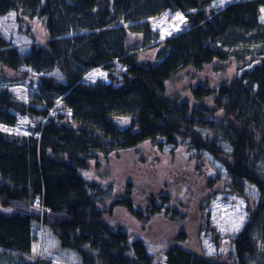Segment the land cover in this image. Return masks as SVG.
I'll return each mask as SVG.
<instances>
[{
	"label": "trees",
	"instance_id": "16d2710c",
	"mask_svg": "<svg viewBox=\"0 0 264 264\" xmlns=\"http://www.w3.org/2000/svg\"><path fill=\"white\" fill-rule=\"evenodd\" d=\"M263 8L264 0H0V18L14 12L20 30L27 28L23 24L27 20L41 21L48 35L45 43L36 42L30 54L21 58L0 33V64L4 69L33 83V75L21 68L47 73L56 66L65 78L61 82L36 74L39 94L30 104L17 101L11 92L0 88V123L15 126L18 119L14 113L48 119L36 132H41L40 137L34 136L35 132L15 135L0 130V264H49L35 258L34 229L39 226L52 229L60 247L78 253L82 264H213L179 245L167 247L163 258L157 259L152 246L161 243L132 238L105 208V183L87 176L96 175L101 166L99 155L93 151H101L106 157L112 143L117 151L154 141L163 155L166 146L176 150L189 138L188 148L198 147L199 151L227 158L223 162L235 193L244 194V180L259 186L264 195V184L258 181L262 173L264 176ZM167 10L186 13V30L165 43H153L162 49L155 64L145 56L141 61L140 51L145 50L150 37L154 38L143 20ZM27 30L29 36V26ZM85 32L86 36L82 35ZM255 52L261 62L251 71L215 89L202 91L198 86L192 90L199 109L178 104L166 94V84L180 72L196 75L215 61L223 64L237 58L243 62ZM126 66L129 70L123 73ZM96 68L116 69L123 85L113 88L118 79L110 75L111 84L100 81L85 86L83 73ZM5 76L0 73V80ZM208 96L214 99L215 109L205 104ZM58 99L74 113V127L62 115L49 116ZM218 111L225 114L224 119L215 118ZM112 114L132 119L131 129L120 130ZM201 128L208 129L207 137L200 133ZM214 140L228 145L230 154ZM173 180L169 173V181ZM152 182L158 186L137 190L138 199L143 201L157 192L165 196L159 190L163 182L159 178ZM166 187L170 195L160 200L161 205L153 199L147 213L162 215L165 209L166 213L178 214L174 203H180L185 190L194 189L190 184L178 188L169 183ZM122 200L116 204L125 206L139 224L149 221L134 211L127 198ZM261 201L264 203L263 197ZM206 205L199 206L203 215L198 228L210 224V215L204 212ZM180 207L190 211L188 205L180 203ZM183 219L172 217L175 222ZM260 223L264 240V220ZM243 232L237 244L242 243L243 235L250 244L246 241L237 247L235 264H253L258 249L251 244V228ZM243 245L247 248L242 249Z\"/></svg>",
	"mask_w": 264,
	"mask_h": 264
},
{
	"label": "rangeland",
	"instance_id": "374dc122",
	"mask_svg": "<svg viewBox=\"0 0 264 264\" xmlns=\"http://www.w3.org/2000/svg\"><path fill=\"white\" fill-rule=\"evenodd\" d=\"M187 20L186 13L180 11L171 12L169 10L162 12V14L157 17L143 20L142 23L149 24L155 39L152 37L148 39L149 44L143 48L147 50V52H145V50L140 51L142 55L139 54L138 57L141 61L145 56L146 58L149 57L148 60L155 64L158 61V54L162 52V49L154 47L153 43H165L166 40L184 32L186 30ZM260 22L261 25L264 26V8L262 9ZM23 24H27V28L29 26V36L26 35L28 30L26 32L27 28L25 26H22L20 30L17 16L14 12L0 18V33L4 35L5 40L10 42L18 50L21 58L30 54L32 45L36 42L43 44L48 38L47 31L41 21L33 22L27 20ZM82 35L86 36V32ZM132 54L131 52L129 53V55ZM258 55V52H255L253 56L245 58L243 62H239L237 58H232L230 61L223 64L215 61L210 65L204 66L203 71L196 75H186L185 72H180L172 81L166 84V94L170 98L177 99L178 104L187 103L193 110L199 109V103L194 101L195 99L192 95V90L194 88L200 86L203 89L202 91L209 88L215 89L219 85L239 78L244 71H251L261 62L260 59L256 58ZM261 59H264V56ZM242 66L243 68H240ZM21 70L23 72L29 71L33 75L35 79L33 83H31L30 80L24 82L19 74L4 69V66L0 64V73L6 75L5 78L0 80V88L7 89L13 94L16 100L21 103L30 104L36 100V96L39 94L38 83L36 81L37 75L40 76L45 74L61 82L65 81L61 70L56 66L53 71L47 73H36L29 67L21 68ZM88 73L89 72L83 73L81 79L85 86H93L100 81H105L107 84L106 81L110 75L118 79V82L113 85V88H119L123 85L121 74L114 68H112L111 71L101 69V71H93L90 75ZM205 104L212 105V109H215V101L213 98H210V96L206 97ZM64 106V102L58 99L55 105L56 109H51L49 111V116L52 117L55 114L62 115L66 122L73 125L75 123L74 113L71 109ZM36 107L38 109H44V106L36 105ZM106 112L108 113L111 111L107 109ZM14 114L18 119L16 125L10 126L0 123L1 131L15 135H31L34 132L36 133L40 127H44L48 121L47 118L19 115L18 113ZM114 116V114L111 116L113 121L118 118ZM214 116L221 120L225 118V114L220 111H218V113L216 112ZM74 126L75 125H73V127ZM67 127L69 126L67 125ZM199 130L201 131L200 133L203 134V137H207L208 129L201 128ZM34 136L40 137L41 132L34 134ZM185 143V146L176 150L172 145L166 146L163 155L157 152L158 149L154 141L151 143L145 142L134 149L117 151L114 150L115 144L112 143V146L108 149L110 152L106 154V157L101 151H93L95 154L99 155L101 166L98 171L100 172L99 174L104 176V179L102 180L99 177L98 171H96V175L87 177L89 180L102 184L105 183L103 186L106 188L105 195L108 197L105 208L113 212L114 220L126 227L132 238L141 240L144 243L150 240H156L161 243L159 246H152L153 249L155 248L153 256L155 255L157 259L163 258V255L167 251V247L179 245L184 246L183 249L203 261L213 264H232L236 260V247H240L241 244L246 242V236H243L240 245L235 244V248L232 244V251H225V248L229 242L234 241L241 233H244V229L249 225L251 221V211L253 210L252 205L255 206V202L259 204L261 201V188L256 184L245 182L242 185L244 190L243 197L238 196L236 193L232 194L229 187L228 168L223 162L227 158L223 155L216 157L212 153H209V151H199L198 147L188 148V143L190 144L189 138ZM214 143L221 146L222 150L230 154L231 148L224 142H216L214 140ZM150 155L161 157V161L157 166L149 165V163L151 164ZM219 159H221L222 162ZM198 164L205 165L209 173L213 172L216 175L218 173V177L219 175L221 177L220 180L214 182V184L210 186L211 191H213V194L216 193V195L207 200L208 203L204 208V212L205 214L211 215V221L209 222V226L201 229V231L200 228H198L199 223H195V220H182L179 222L176 221L175 223L162 215H151L147 213L146 208L149 203L146 200L147 198L143 201L137 198L138 207L133 208L134 211L137 209V211L142 213L145 217L150 218L149 221L144 224H139L138 220L134 218V214L129 212L125 206L122 207L116 204L117 201H123L122 199L128 198L129 195H133L136 189L140 190V185L147 188L152 183V180L156 179L154 177L156 169L153 167L158 168L160 171L171 169L173 173H176L177 169L183 168L188 170L187 167ZM262 174L258 181L264 184V176ZM164 178L165 175L162 180ZM159 181L161 180L159 179ZM128 189H130V191ZM131 199L133 201L132 196ZM40 216L42 218L43 214H40ZM262 219L264 220V214ZM34 233L36 235L35 242L37 244V246H35V258L46 260L49 264H82L78 253L70 249L63 250L60 247L56 235L49 227H36ZM251 233L253 240L251 244L253 243V246L258 249V254L252 259L254 260L253 264H256V261H259L260 264H264V244L261 240L263 228L260 222L257 227L251 230ZM247 244H250L249 239ZM219 249L223 251V253L221 252L220 254ZM246 256L248 257L247 254ZM212 258L215 260H210Z\"/></svg>",
	"mask_w": 264,
	"mask_h": 264
},
{
	"label": "flooded vegetation",
	"instance_id": "af4514ba",
	"mask_svg": "<svg viewBox=\"0 0 264 264\" xmlns=\"http://www.w3.org/2000/svg\"><path fill=\"white\" fill-rule=\"evenodd\" d=\"M125 68H127V69H124L125 71H122L123 73H127L128 70H129V68L127 66ZM97 70L101 71V68L92 69V70L89 71L88 74L90 75L93 71L96 72ZM106 82L107 83H109V82L111 83V80L108 79ZM157 152L161 154V151L159 149H158ZM149 158L151 160V164L149 163V165H154V166L156 165L157 166L158 163L157 164H153L152 163L153 157L151 155L149 156ZM153 168L156 169L154 177L155 178L156 177L159 178L161 180L160 182H163L162 178L165 175V178L163 179L165 181V183L163 182V184H161V187L159 189V190L162 191V193L165 192V196L170 195L169 189H168V187H166L167 184H169V183H171L172 185H176L178 188L187 187L188 184H190L194 188L192 192H190L188 189L185 190L184 191L185 196L181 197L179 199V201H178V202H180V203H182L184 205H188L190 207V211H187L185 208H181L180 207V203H174V206L178 207V212L179 213L178 214L166 213L165 212L166 210L164 209L162 211V216L166 217L169 220H172L171 218L173 216H177V217H180V218H184L183 221L195 220L196 221L195 223H199L201 221V219H202L201 217L203 215L199 211V206L203 205L204 203H208L207 200L215 197L216 193L213 194V191H211V189L209 188V185L212 186V184H214V182L220 180V178H221L220 175L218 177V173H217V175L215 174L214 176H212V173H209V170L203 164L189 166V167H187L188 170H185L183 168L177 169L176 173L174 172L175 174L173 173V171H171V169H165V170H161L160 171L156 167H153ZM169 173H172V175L174 174L173 175L174 176V180L173 181H169ZM228 175H229V187H230V190H231V192L233 194V193H235V191H234V189L232 187V184H231V178H230L229 169H228ZM241 182H242V185L245 183L244 180H242ZM155 185H157V184H153V182H152L149 185V188L154 187ZM192 187H190V188H192ZM128 190L130 191V189H128ZM137 190L138 189H136V191ZM140 190L145 191V189H144V187L142 185H140ZM160 194H161V192H157L156 196L150 195V196L146 197L147 198L146 199L147 202H149L147 204V209L151 208V202H152L153 199L159 205H161L160 200H163V198H165V196H162V194L161 195ZM131 196L133 197V201L131 199ZM238 196H240V195H238ZM137 197L138 196H136V192L134 191V194L133 195H129L128 198H127L133 204V208L138 207ZM240 197H243V194ZM262 197L264 198V195H262ZM193 204H195V205H193ZM255 206L252 205L253 210L251 211V221H250L249 225L246 227V230L250 229V228L252 230L253 228L256 227V223H259L262 220V216L264 214V203H263V201H260L259 204H256V202H255ZM166 207H168V205ZM135 211L137 212V209H135ZM134 218H135V216H134ZM209 221H211V215H210V220ZM257 221H259V222H257ZM172 222H175V221L172 220ZM206 227L207 226L203 227V225H202V227L200 228V231H201V229L206 228ZM243 236H245V235H243ZM236 239L234 241L228 243L227 247L225 248V251L226 250L227 251H232V249H233L232 248V244H233V246L235 248V244H237ZM245 240L248 241L247 238ZM261 240H262V242L264 244L263 238H261ZM246 248H247L246 245L242 246V249H246ZM236 249H237V247H236ZM248 249H250V247H248ZM221 252L223 253V251H220V249H219V253L220 254H221ZM237 253L238 252H236V255H237ZM236 259H237V256H236ZM235 263H236V260L232 264H235Z\"/></svg>",
	"mask_w": 264,
	"mask_h": 264
},
{
	"label": "water",
	"instance_id": "95a60500",
	"mask_svg": "<svg viewBox=\"0 0 264 264\" xmlns=\"http://www.w3.org/2000/svg\"><path fill=\"white\" fill-rule=\"evenodd\" d=\"M113 122L122 131H127V130L131 129V127H132V119H130V118L119 117L116 120L114 119ZM152 157H153V160H152L153 164H157L161 161V158L159 156L152 155ZM214 175L215 174L213 173L212 176H214Z\"/></svg>",
	"mask_w": 264,
	"mask_h": 264
},
{
	"label": "built area",
	"instance_id": "2783aa9c",
	"mask_svg": "<svg viewBox=\"0 0 264 264\" xmlns=\"http://www.w3.org/2000/svg\"><path fill=\"white\" fill-rule=\"evenodd\" d=\"M125 69H127V68H125Z\"/></svg>",
	"mask_w": 264,
	"mask_h": 264
}]
</instances>
